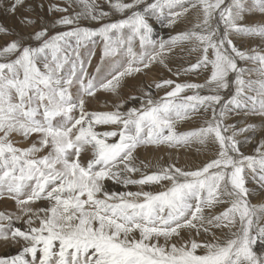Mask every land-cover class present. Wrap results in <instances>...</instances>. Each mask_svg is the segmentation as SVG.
Wrapping results in <instances>:
<instances>
[{"label": "snow or ice", "instance_id": "obj_1", "mask_svg": "<svg viewBox=\"0 0 264 264\" xmlns=\"http://www.w3.org/2000/svg\"><path fill=\"white\" fill-rule=\"evenodd\" d=\"M104 3L108 11L97 0L52 3L48 12L62 15L51 28L67 30L50 34L42 26L28 37L38 46L20 37L0 47V200L16 207L0 211V241L21 246L0 264H264V251H256L264 246V205L250 203L254 190L246 186L251 179L264 190V140L246 155L237 137L256 126L225 123L230 113L264 116V23L244 22L247 14L264 15V0ZM73 5L79 11L70 13ZM18 9L32 11L11 0L7 10ZM193 11L190 27L152 38L150 20L172 28ZM113 14L120 18L109 20ZM244 38L261 44L242 49L235 40ZM98 41L101 62L89 73ZM185 45L197 58L174 75L203 71V83L160 79L111 110L87 109L97 92L119 96L125 78L156 63L167 68L165 58ZM129 101L139 106L126 108ZM195 117H203L200 126L178 130ZM193 144L215 147L195 169L135 155L145 146ZM108 181L137 190L109 191ZM153 185L160 190H145Z\"/></svg>", "mask_w": 264, "mask_h": 264}, {"label": "rangeland", "instance_id": "obj_2", "mask_svg": "<svg viewBox=\"0 0 264 264\" xmlns=\"http://www.w3.org/2000/svg\"><path fill=\"white\" fill-rule=\"evenodd\" d=\"M10 3H11V0H0V27H4L8 31V34L0 33V42L2 41L0 43V47L4 46L6 44V42H9L12 39H17V38H20V37H23L24 38V42L26 44L31 45V46H38V43L36 41L31 40L28 37H29V34L34 33V31H36V30H39L42 26L43 27H48L50 34H54L56 31L67 30V29L62 28V27H58L56 29H52L51 28V23L56 18H58L59 16H61L62 14L61 13H49L48 12V6L50 4L56 3V4H59L60 6H66V0H25L26 7H30L32 9V11L31 12H25L24 9H18L16 11V13H11V12H9L7 10L8 6L10 5ZM97 3L101 5V7L103 8V10H105V11H108L109 10L108 9V5L104 3V0H97ZM41 5H43V6L41 7ZM75 11H79V8L76 7L75 5H73V7L69 9V12L71 13V12H75ZM194 13H195V11H193V12L190 13L193 18L189 14L188 17H187V19L184 20V23H180L179 22L177 25H175L172 28H166V27H164L163 24H161L159 21H156V20L150 21V23H152V25H156V23H157L159 25V27L168 30V31H166L167 34H164L165 38L168 39L169 36L174 35L177 32L182 31V30H185L186 28L190 27L191 22L194 20V18L196 16V13L195 14ZM25 17H28V18H31V19H35L37 21V23L35 25H33V26L26 25V24H24V23L21 22L22 19L25 18ZM119 18H120L119 14H113L112 16L109 17V20L115 21L116 19H119ZM188 20L190 22H186ZM105 22H107V21H105ZM81 26L95 28V27H98L99 25L96 24L95 22H92V21H89V20H82L81 21ZM152 38L155 39V40L162 39L158 35L152 36ZM6 39H8V40H6ZM235 42H236V40H235ZM92 48H93V46L91 44H89L88 45V49L92 50ZM134 48L137 51V53H139L140 48H139L138 42H136V44L134 45ZM188 48H189L188 45H185L183 50H181L178 47V48H176L177 50L175 49L173 55L170 54V55H168L165 58V60L168 63L167 65H173V66H175V68H176L175 72L178 69L187 68L191 63H194L195 62V60L197 58V53H191V52H189ZM80 51L82 53V58L85 59V61H86L87 60V52H85V49H83V48ZM94 52H95V54L92 56L91 65L88 66L89 73H94L97 64H100V62H101L100 61V57H101V53H102V44L99 41L97 42V45L94 48ZM107 62H108V60H106L104 62V65H102V67L105 68V69L107 68V65H105ZM240 66L241 67H245V66L251 67L250 64L245 65L243 63H241ZM65 67H66V69H69L71 67V64H68ZM151 67L149 69H147V71L149 70L151 72H154L155 75H156V72L157 71H158L157 73H161L158 70V68H155L156 67L155 65H152ZM147 71L145 70V71H143L141 73H137V74H139V75L145 74V72H147ZM175 72H173L172 75H167V76L160 75L159 77H154V78H152L150 80L149 83H151L153 81H159L160 79H173V75H174ZM203 73H206V72L201 71V72H198L196 74H193V73L185 74V73L181 72V74L179 75V77H177L175 75L176 78H174L173 80H175L177 82L203 83V81H204L203 76L202 75H200L198 77L196 76V75L203 74ZM137 74H135V75H137ZM131 78L132 77L125 78L124 82L122 83V87L119 89V96L122 99H127V97H129L130 95H139L138 89L141 88V87H144L145 85H148L149 84L146 81H143L142 80V81H139V83H138L139 85L138 86H134V84H131V82H130V79ZM199 78H200V81H197ZM231 78L234 79V77H231ZM127 82H129V83H127ZM125 92H127V93H125ZM232 92H234V88H231L229 90H225L222 93V95H224L225 98H228V96L231 95ZM103 94H104L103 91L97 92V94L95 95V97H93L91 99L89 98L88 101H87V104H86L87 109L88 110H92V111H105V110H99V109H97L95 107V105L97 103H100L101 101H102V103H106V100L103 99ZM157 94L158 95H163V92H160V93H157ZM99 100H101V101H99ZM110 105H111L110 107L112 108V104H110ZM133 106H137L138 107L139 106V102L138 101H129L126 104L125 107L127 108V107H133ZM111 108H107L106 110H111ZM242 116H244L242 113L239 114V115H237L235 113H230L229 116H228V119L225 121V123H227V124H235L237 126V128L245 127L247 124H253V125L256 126L255 130L253 131L254 133L257 132L256 134H258L259 132L264 131V116L257 115V116H259L258 121H261V122H258L257 124H254L252 122L250 123V122H248V120L242 119L241 118ZM252 116H255V115H252ZM202 119H203V117H195V118H193L191 120L183 121V122H181V123H179L177 125V128H178L179 131H187V130L194 129V128L200 126V124L202 123ZM260 130H262V131H260ZM250 134H252V132H246V133L240 134L237 137V139L239 141L240 140L243 141V143H241V146H239V147H240V150L244 154H246V155H255V152H252V150H250L249 152H246L247 151L246 150V146L248 145V142H249V141H246V140H248L246 138H250V140H251L252 137L250 136ZM248 136H250V137H248ZM261 136H262L261 134L260 135L258 134L255 137V140L253 141L256 147L259 145L260 141L263 139ZM258 137L259 138L261 137L262 139H259ZM14 139H15V137H14ZM256 139H258V140H256ZM21 146H26V145H21ZM161 147H162V149H164V150L167 149L170 152L173 151V150H177V149L178 150L179 149H188L189 150V148H190V150H194L193 152H195V153H194L193 159H191L192 162L189 160V162L186 163L185 166H178V167H182V168H185V169H195V168L201 166L204 162H207L215 154V147L213 146V153H212V150L210 148L208 150L209 153L207 154V156H205L202 160H200V157H198V155L196 154L197 153V150H198V144H193L190 147H186V148L185 147H181V148H169V147L164 146V145H161V146H145V147L138 148L136 150V152H135V155L137 156L138 160H143L145 162H149V161L145 160L143 157H141L140 154L139 155L137 154L138 150H141L142 148L144 150H148L149 148H155V149H159L160 150ZM210 151H211V153H210ZM209 155H212V156L208 157ZM195 157H196V159H194ZM88 158H89V155L88 154H84V156L82 157V159H84L85 161ZM197 158H199V159H197ZM158 161L155 164H160V165H168V164H170L169 162H165V160H163V159H159ZM193 162L196 163V164H194ZM155 164H153V165H155ZM149 171H152V169H149ZM134 178H139V176L136 175V176H134ZM248 182H250V183H252V184L255 185V187L253 188L255 194L250 197V203L252 205H257V206L264 205V190H261L259 188V186L256 183H254L251 179H249ZM246 186L249 187L248 185H246ZM155 187H158V186H155V185H153V186H146L145 190H149V191H158V190H160V189L154 190ZM106 188L109 191L119 192V191H123L125 187L123 185L115 184V183H113L111 181H108V182H106ZM127 188L128 189L125 188L126 191L130 190V188H131L130 191H136L137 190V187L136 186H133V185H130ZM262 193H263V196H262ZM254 198L255 199L257 198L258 201H255ZM259 200H260V202H259ZM37 206H42V204L37 205ZM222 208H223V206L217 207L215 209V211L216 212H219V211L222 210ZM4 210H5V212H11L9 209L6 210L5 209V206L1 203L0 204V211L4 212ZM15 210H12V212H15ZM18 226L23 227V225H18ZM0 242H1L0 243V246H1L2 241H0ZM12 245H14L12 247H17V250H16V252H12L11 253V256L18 255L19 254V251L21 250V246L20 245H16V244H12ZM256 251L257 252L264 251V246H261V245L258 244L256 246ZM11 256L9 255L8 257H11ZM0 258H7V256L4 257V255H1Z\"/></svg>", "mask_w": 264, "mask_h": 264}, {"label": "bare ground", "instance_id": "obj_3", "mask_svg": "<svg viewBox=\"0 0 264 264\" xmlns=\"http://www.w3.org/2000/svg\"><path fill=\"white\" fill-rule=\"evenodd\" d=\"M251 2V0H249V3ZM195 13H196V11H195ZM194 13V14H195ZM190 16H191V14H190ZM192 17V16H191ZM193 18V17H192ZM150 21H154V20H150ZM186 22H190L189 20L188 21H186ZM245 23H247V24H258V23H264V15H261L260 13H258V12H254V13H251V14H247L246 15V18H245V21H244ZM179 23V22H178ZM177 23V24H178ZM180 23H184V20L182 21V22H180ZM160 24V23H159ZM176 24V25H177ZM172 30V29H171ZM166 31H168V30H166V29H163V28H161V27H159V25L156 23V25H153V33H152V36H155V35H158V36H160L162 39H166L165 38V36H164V34H167V32ZM172 33V32H171ZM11 39V38H10ZM6 40H8V39H6ZM2 42V41H1ZM0 42V43H1ZM10 42V41H9ZM239 47H241L242 49H244V48H248V47H251V46H259L260 44H261V42L258 40V39H250V38H244V39H236V42H235ZM4 44V43H3ZM177 50V49H176ZM175 51V50H174ZM174 51H173V53L171 54V55H173L174 54ZM98 54V53H97ZM165 63L166 64H168L167 63V61L165 60ZM105 65H108V62L105 64ZM153 65H155L156 67L155 68H158V70L161 72V73H157L156 72V75H155V73L154 72H151V71H147V72H145V74H141V75H139V74H137V75H135V76H133L131 79H130V82H131V84H134V86H138L139 84V81H146L147 83H149L150 82V80L152 79V78H154V77H159L160 75H164V76H167V75H172L173 74V72H175V70H176V68H175V66H173V65H167L168 67L166 68V67H164V66H162V65H160V64H158V63H156V64H153ZM93 66V65H92ZM152 68V67H151ZM154 68V67H153ZM70 69V68H69ZM168 69H171L172 71H169ZM156 70V69H155ZM91 72V71H90ZM200 75H202L203 76V78H204V80L206 79V77H207V75H208V73H203V74H199V75H196L197 77L198 76H200ZM172 77V76H171ZM129 78V77H128ZM174 78H176L175 77V75H173V79ZM129 81V80H128ZM197 81H200V78L197 80ZM204 82V81H203ZM126 83V82H125ZM127 83H129V82H127ZM125 85V84H124ZM146 86V85H145ZM131 88V87H130ZM101 92V91H100ZM130 92V91H129ZM104 94H103V99H105L106 100V103H102V101L101 100H99V101H101L100 103H97L96 105H95V107L97 108V109H99V110H106L107 108H111L110 106V104H112V105H114L115 103H118V101L120 100V99H122L120 96H114V95H112L111 93H106V92H103ZM125 93H127V92H125ZM128 95V94H127ZM91 99V98H90ZM110 103V104H109ZM93 104V103H92ZM95 104V103H94ZM89 107V106H88ZM94 107V108H95ZM112 109V108H111ZM242 119H246V120H248V122H252V123H254V124H257L258 122H261V121H258V119H259V116H257V115H255V116H252L251 114H249L248 116H242L241 117ZM233 122V121H232ZM245 123V122H244ZM243 123V124H244ZM247 124V123H246ZM245 124V125H246ZM260 131H262V130H260ZM257 133V132H256ZM256 133H254V132H252V134H250V136L252 137L251 138V142H248V145L246 146V152H249L250 150H252V152H255V148H256V146H255V144H254V140H255V137L259 134H261L262 136V138L264 139V131H262V132H259L258 134H256ZM250 136H248V137H250ZM242 137V136H241ZM259 138V139H262V138ZM15 139H19L18 137H15ZM253 139V140H252ZM262 139V140H263ZM256 140H258V139H256ZM246 141H248V140H246ZM245 141V142H246ZM244 142V143H245ZM241 143H243V141L242 140H240V145L239 146H241ZM197 146V145H196ZM211 148V150H212V153H213V146H209V148H207V149H204V148H202L200 145H198V150H197V155H198V157H200V160H202L205 156H207V154L209 153L208 152V150ZM161 149H162V147H161ZM160 149V150H161ZM159 149H155V148H149L148 150H144L143 148L141 149V150H138V152H137V154L139 155L140 154V156L141 157H143L145 160H147V161H149V162H151L152 164H155L159 159H163V160H165V162H169V163H173L174 162V164L178 167V166H185L186 165V163H188L189 162V160L191 161V159H193V156H194V153L195 152H193L194 150H190V148H189V150L188 149H177V150H173V151H169V150H167V149H162L161 151H160ZM210 153H211V151H210ZM210 156H212V155H209L208 157H210ZM140 157V158H141ZM194 159H196V157L194 158ZM197 159H199V158H197ZM176 160V161H175ZM194 161V160H193ZM159 162V161H158ZM176 162V163H175ZM192 162V161H191ZM194 163V162H193ZM194 164H196V163H194ZM192 165V164H191ZM189 166V165H188ZM250 182H248L247 183V185L249 186V188L250 189H252L253 190V188L255 187V185L254 184H252V183H250ZM126 189H128V188H126ZM126 189L124 188V190L123 191H126ZM156 189H159V187H155L154 188V190H156ZM130 190H131V188H130ZM257 192V191H256ZM261 192V191H260ZM255 194V193H254ZM253 194V195H254ZM261 196V195H260ZM262 196H263V193H262ZM255 199V198H254ZM255 201H258L257 200V198L255 199ZM0 202L5 206V209L7 210V209H9L11 212H12V210H15L16 209V207H15V202L14 201H12V200H10V199H2V200H0ZM259 202H260V200H259ZM0 203V204H1ZM16 211V210H15ZM4 212H5V210H4ZM18 225H20V224H17L16 226H18ZM217 234H220L219 232L217 233ZM198 239H200V238H198ZM1 243V242H0ZM3 244V245H2ZM2 244H1V246H0V256L1 255H4V257L5 256H11V253L12 252H16V250H17V247H12V246H14V245H12V244H14V243H11V242H9V243H5V242H3L2 241ZM16 245H18V244H16Z\"/></svg>", "mask_w": 264, "mask_h": 264}]
</instances>
